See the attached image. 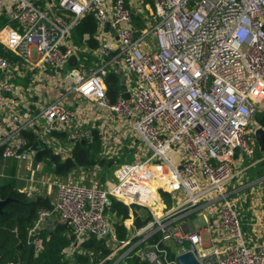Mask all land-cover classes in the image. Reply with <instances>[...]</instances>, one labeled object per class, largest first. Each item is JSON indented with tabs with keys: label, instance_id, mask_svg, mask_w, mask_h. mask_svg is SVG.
<instances>
[{
	"label": "built area",
	"instance_id": "built-area-1",
	"mask_svg": "<svg viewBox=\"0 0 264 264\" xmlns=\"http://www.w3.org/2000/svg\"><path fill=\"white\" fill-rule=\"evenodd\" d=\"M89 14L101 42L94 53L103 62L94 69L68 68L77 53L71 29ZM2 15L8 22L0 26V47L9 56L0 52V151L18 165L14 175L0 177L24 183L20 190L29 196L37 193L35 185L56 187L53 209L39 211L31 233L48 219L67 223L74 236L69 254L90 235L115 240L105 212L112 197L147 207L154 218L115 244L111 255L161 230L163 239L173 235L180 252L192 251L202 264H264V243L246 236L230 187L264 160L261 154L243 163L255 158L256 131L264 128L255 120L264 111V0H0ZM111 69L125 74L129 98L122 89L111 99L105 81ZM94 128L108 159L118 153L110 139L134 137L133 144L138 139L147 146L102 187L42 175L45 163L23 133L33 130L50 145L62 144L56 130L67 131L75 143L91 139ZM162 191L176 202L172 208ZM203 202L211 203L207 212L218 228L208 222L185 231L183 218ZM139 254L165 264L156 251Z\"/></svg>",
	"mask_w": 264,
	"mask_h": 264
},
{
	"label": "trees",
	"instance_id": "trees-1",
	"mask_svg": "<svg viewBox=\"0 0 264 264\" xmlns=\"http://www.w3.org/2000/svg\"><path fill=\"white\" fill-rule=\"evenodd\" d=\"M7 22L6 15H2L0 26ZM136 24L139 29L143 27L140 19ZM96 32V20L90 14L73 25L70 39L77 53L69 59L68 68L83 64L94 69L103 62L94 53L101 46L100 40L95 36ZM86 34L88 38H85ZM0 52L9 56L2 47H0ZM105 81L108 94L112 100H115L122 91L119 74L111 69ZM255 120L264 127V111L258 112ZM92 132L91 139L85 140V142L76 141L71 143L67 131L56 130L53 135L61 143H70V155L56 153L48 145H43L37 151L36 157L46 161L47 166L45 169L58 177L68 179L75 172L83 170L91 172L95 166L99 167L98 171L102 176L103 170L107 169L110 161H115V158L108 159L104 155V143L99 130L94 128ZM23 133L27 138L28 147L33 146L39 139L38 133L33 130L26 129ZM260 157L261 152L257 144L255 158L248 160V162ZM15 171L16 168L11 167L10 174L14 175ZM246 174L245 182L257 179L264 180V160H260L250 167ZM106 179L109 178L104 176L103 184ZM161 195L167 206L171 208L175 201L171 198L170 193L162 191ZM8 198H10V201L0 211V264H114L134 242L142 237L134 238L129 245L123 247L115 255H111L114 245L127 240L154 218L147 207L140 205L130 207L111 197L105 212L107 218L112 222L115 240H113L112 235L102 238L90 235L80 243L72 254H69L68 250L72 247L74 236L72 228L67 223L59 221L54 228L53 222L44 223L41 229L31 233L38 220L39 211L53 209L54 203L50 195L40 192L29 196L20 190V186L16 183L14 177L11 179L5 177L0 181V200ZM196 212L191 213L189 216H195ZM132 216L133 225L129 227L126 220ZM163 237L164 234L161 230L154 232L116 264H154L141 256L139 254L140 250L156 251L165 264H174L177 260V253L165 242ZM36 239L39 240V245L36 244Z\"/></svg>",
	"mask_w": 264,
	"mask_h": 264
},
{
	"label": "rangeland",
	"instance_id": "rangeland-1",
	"mask_svg": "<svg viewBox=\"0 0 264 264\" xmlns=\"http://www.w3.org/2000/svg\"><path fill=\"white\" fill-rule=\"evenodd\" d=\"M148 41H150V43H153L154 42V37L152 36V37L148 38ZM56 94H57L56 91H50L47 95L55 96ZM113 128H114V126H113ZM113 131H114V133L116 132L115 129H113ZM128 139H129V141H127L125 143H123L121 141H117L116 142V139H110L109 140L110 144L115 145L116 143H118V151H117L118 155L116 154L115 161L112 164V166H109L107 169L103 170V172H104L102 174L103 177L101 176V173L99 174L98 170L95 171L96 172L95 174H94L93 170L91 172H88L87 170H85V172H83V173L81 171V172H75L74 174L70 175L69 177L71 178V180H73V181H81V182H83L86 185H92L91 182H93V183H97L98 182L97 185H99L101 187L104 186V184H103L104 176H106L109 179H112L113 181H115V177H114L115 170L117 169V167L121 163H123V162H133L134 160H136V157H137V152L136 151L137 150L138 151L147 150V146L144 143L141 144L140 140L137 139V141L133 144L132 140H134V137H130ZM122 143H123V147L121 145ZM43 144L44 143H42V147H43ZM44 145H46V144H44ZM48 147H50L54 152L58 151L62 155H65L64 152H67V154H70L69 153L70 151L68 150L67 145L63 144V143L62 144H58V143L50 144V145H48ZM55 148H56V151H55ZM248 160H249L248 158L244 159L243 163L244 164H248L249 163ZM44 163H45V166H44V170L42 171V175L50 176V177L52 176V177H54V179L60 178V179H63V180H69L66 177H58L57 175L53 174L52 172H49L47 169H45L46 166H47L46 165L47 164L46 161H44ZM17 165H18V161L17 160H15V159H6V158L0 156V173L1 172L10 173L11 167L16 168ZM247 170L245 171L243 177L235 179L232 182V184L230 185V187H232V188L235 187V186L237 187L241 183H243V184L245 183L246 184L245 180H246ZM81 175H82V177H81ZM0 178H2V177H0ZM3 179L4 178L0 179V181H2ZM261 181H262V179H261ZM16 183L18 185H20V186L24 185V183L18 181L17 179H16ZM34 187L37 190V193H40V192L41 193H46V194L49 193L48 195H51V198L54 200L56 187L53 184L51 185L50 189H49V185H43V184H38V185H35ZM165 204H166V207L168 209H170V207L167 206L166 202H165ZM174 204H175V202H174ZM174 204L172 205V207L174 206ZM183 220L184 221L186 220L187 226H188V228L190 230L203 229V228H207V226H208V218L205 216L204 211L202 209L197 211L195 216H193V217L189 216L188 220L186 218H183ZM127 224H129V221H127ZM142 236H143V234L138 236V237H142ZM142 239H143V237L135 242V243H137L136 246H138L141 242H143ZM164 240H165V242L167 244H169L171 246V248L176 253L181 251V247L178 244V240L173 235L171 237L167 238V239H164ZM203 240H204V242L208 241V235L206 233H203Z\"/></svg>",
	"mask_w": 264,
	"mask_h": 264
},
{
	"label": "crops",
	"instance_id": "crops-1",
	"mask_svg": "<svg viewBox=\"0 0 264 264\" xmlns=\"http://www.w3.org/2000/svg\"><path fill=\"white\" fill-rule=\"evenodd\" d=\"M234 188L233 195L239 200L246 236L252 238L255 243H264V180L257 179L248 181L246 184L241 183ZM210 204L209 202H203L201 209L209 216L208 222L213 224V228H218L216 221L207 212ZM188 218L186 219L188 220ZM127 221H129V224H127ZM52 222L53 219H48L45 223ZM183 222L185 223L186 220H183ZM126 224L129 227L133 225V216L126 220Z\"/></svg>",
	"mask_w": 264,
	"mask_h": 264
},
{
	"label": "water",
	"instance_id": "water-1",
	"mask_svg": "<svg viewBox=\"0 0 264 264\" xmlns=\"http://www.w3.org/2000/svg\"><path fill=\"white\" fill-rule=\"evenodd\" d=\"M58 70H61V68H59ZM120 78H121V87L123 89V95L125 98H129L130 94L128 91H126V83H125V74L123 72H121L119 74ZM256 137H257V141H258V147L259 150L261 152L262 155H264V128L260 127L258 128V130L256 131ZM82 142H85V140H82ZM42 147V141L38 140L37 142H35V144L33 145V150L38 151L40 150V148ZM235 152L236 155L239 154L240 150L238 147L235 148ZM114 162L110 161L109 166H112ZM10 201V198L5 199V200H0V211H2V208L5 204H7ZM59 220L57 218H54L53 220V228L56 226V223H58ZM185 227V231L188 230V226L187 224H184ZM177 262L178 264H202L196 257V255L190 251H183L180 253H177ZM117 261L114 263L116 264Z\"/></svg>",
	"mask_w": 264,
	"mask_h": 264
},
{
	"label": "bare ground",
	"instance_id": "bare-ground-1",
	"mask_svg": "<svg viewBox=\"0 0 264 264\" xmlns=\"http://www.w3.org/2000/svg\"><path fill=\"white\" fill-rule=\"evenodd\" d=\"M160 205H161V203L158 204L159 207H161Z\"/></svg>",
	"mask_w": 264,
	"mask_h": 264
}]
</instances>
